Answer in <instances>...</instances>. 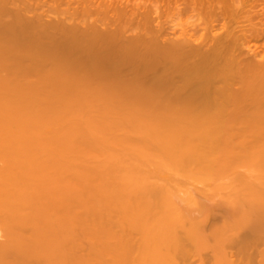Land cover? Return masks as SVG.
I'll use <instances>...</instances> for the list:
<instances>
[{
    "label": "bare ground",
    "instance_id": "6f19581e",
    "mask_svg": "<svg viewBox=\"0 0 264 264\" xmlns=\"http://www.w3.org/2000/svg\"><path fill=\"white\" fill-rule=\"evenodd\" d=\"M0 165V264H264V0H0Z\"/></svg>",
    "mask_w": 264,
    "mask_h": 264
},
{
    "label": "rangeland",
    "instance_id": "374dc122",
    "mask_svg": "<svg viewBox=\"0 0 264 264\" xmlns=\"http://www.w3.org/2000/svg\"><path fill=\"white\" fill-rule=\"evenodd\" d=\"M248 4H250V3H248ZM251 5H255V2L254 3H252ZM250 5V6H251ZM2 74V76L4 77L5 76V73L4 72H2L1 73ZM1 166V165H0ZM2 168V169H1ZM0 169V172H2V174H6V175H8V173H10V170L9 169H6V168H4V167H1ZM4 170V171H3ZM5 170H7V171H5ZM3 172H7V173H3ZM216 212V211H215ZM220 212V211H219ZM219 212H216V213H214V218H212V220L211 221H213L214 223H218L219 222V216H220V214H219ZM218 213V214H217ZM216 215V216H215ZM218 216V217H217ZM218 219V220H217ZM210 221V222H211ZM212 222V223H213ZM220 223V222H219ZM4 237V234L2 233V231H0V242H3L4 241V239H2ZM260 249V248H259ZM233 251H235V250H233ZM233 251H231V255L233 256ZM205 256H206V258L207 257H209V253L208 252H206L205 253ZM234 256H235V252H234ZM233 256V259L234 260H236L235 258H237V256H235L234 257ZM189 264H196L194 261H192V262H190ZM206 264H210V260L209 259H207L206 260ZM212 264V263H211Z\"/></svg>",
    "mask_w": 264,
    "mask_h": 264
}]
</instances>
